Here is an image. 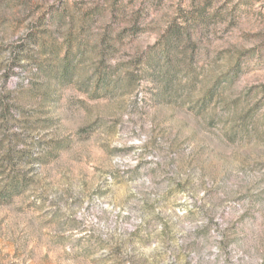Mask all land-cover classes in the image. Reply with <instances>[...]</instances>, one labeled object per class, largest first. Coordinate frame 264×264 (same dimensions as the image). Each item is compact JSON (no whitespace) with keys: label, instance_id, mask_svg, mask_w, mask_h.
<instances>
[{"label":"rangeland","instance_id":"374dc122","mask_svg":"<svg viewBox=\"0 0 264 264\" xmlns=\"http://www.w3.org/2000/svg\"><path fill=\"white\" fill-rule=\"evenodd\" d=\"M0 264H264V0H0Z\"/></svg>","mask_w":264,"mask_h":264},{"label":"trees","instance_id":"16d2710c","mask_svg":"<svg viewBox=\"0 0 264 264\" xmlns=\"http://www.w3.org/2000/svg\"><path fill=\"white\" fill-rule=\"evenodd\" d=\"M129 84H130V82L128 81L126 85H129Z\"/></svg>","mask_w":264,"mask_h":264}]
</instances>
